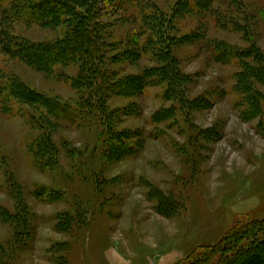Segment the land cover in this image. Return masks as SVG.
<instances>
[{
	"label": "rangeland",
	"instance_id": "obj_1",
	"mask_svg": "<svg viewBox=\"0 0 264 264\" xmlns=\"http://www.w3.org/2000/svg\"><path fill=\"white\" fill-rule=\"evenodd\" d=\"M151 1L165 17L188 12L175 15V74L166 76L173 82L134 97L110 94L107 131L93 90L74 84L78 59L49 70L0 48L5 264H189L194 252L223 243L232 230L264 221V0ZM11 2L3 1L0 23L11 38L35 45L63 39L89 9L33 24L5 16ZM99 7L114 80L132 82L156 68L152 44L145 45L155 42L151 31L122 21L104 1ZM132 37L146 47L139 58L127 55ZM213 42L245 51L247 59L219 63ZM244 62L252 65L248 78ZM53 103L69 108L67 121L50 110ZM163 110L169 118L154 123ZM109 132L120 136L115 157ZM43 138L51 150L41 148ZM35 188L60 199L38 201Z\"/></svg>",
	"mask_w": 264,
	"mask_h": 264
},
{
	"label": "trees",
	"instance_id": "obj_2",
	"mask_svg": "<svg viewBox=\"0 0 264 264\" xmlns=\"http://www.w3.org/2000/svg\"><path fill=\"white\" fill-rule=\"evenodd\" d=\"M3 1L0 0L1 8ZM103 1L104 3L106 2L111 13L115 15L122 13L120 14L122 15V21L128 20L133 25L140 24L146 27L145 31H151L154 35L155 42L151 41L149 43V40H147L145 45L150 46L152 44L149 50H151L153 56L150 59L155 63L156 68L142 71L135 81L131 82L125 79V81L121 82L114 80L115 72L111 69L113 57L107 55L109 53L107 43L101 39L102 32L105 29L104 19H107L105 10L104 14H102L103 8L99 7L103 5ZM205 2L204 0L203 4ZM83 5L89 8H87V13L84 11L77 14L72 27L64 34V38L59 41L36 45L27 40L20 41L19 39L11 38L4 23H0V48L7 55L23 60L30 65L38 66L39 68L44 67L49 70L55 65H67L78 59L77 63H79L81 70L74 84L77 87L84 84L89 87V91L93 90V95L97 98V112L100 113L101 118L105 121L103 126H105L104 131H107L106 126L109 128V120H111L112 114L109 116L108 113H105L104 107L105 101L110 94L115 93L117 90L118 94L128 92L126 95L131 94L134 97L142 95L145 90L153 88L157 84H159V87L161 84L164 85V83L171 85L173 82L172 77L168 79L166 76L175 74L174 60L169 57L170 54L173 55L174 44L176 43L177 45L178 43L175 37V15L188 12L184 8L180 10L183 12H173L171 17H165L151 0L148 2L146 0H12L10 8L8 7L4 14L8 19H12L14 14L15 16H20L22 20H30V23L33 24L40 21L44 23L45 21L52 22L55 20L54 17H49L51 15L59 17L65 13H70L73 8H82ZM230 24L234 26L236 24L235 20H230ZM136 35L138 39L141 37V34ZM210 46H212L214 52L213 57L219 63H231V61L235 62L239 59L245 61L248 56L245 51L232 49L223 44L217 45L213 42ZM127 47V55L129 57L135 56L136 58H139L140 54L142 55V50L146 48L143 46L139 49L137 40L133 37L127 39ZM251 61H254L252 65H255V68L262 70V63L257 57L252 58ZM252 65L249 66L245 62L242 64L241 67L243 69L246 68L243 77L248 78L250 76V70H247ZM257 71L252 73L255 75ZM165 91L168 92L167 89ZM44 107L48 108V106ZM53 108L50 109L52 112L58 113L61 119L67 121L66 118L71 114L67 106L59 107L53 103ZM168 114L167 110H163L154 115L152 121L154 123L158 122L159 117L168 119ZM119 137L117 132H109L111 156L115 157L117 156L116 154L120 153V149H117L121 144ZM47 139L43 138L39 141H41V148L44 147L49 151L51 150V144L46 143ZM102 141L103 138L99 137L96 144L97 148L102 147ZM33 195L36 200L42 202L49 201L47 197L52 200L59 197L56 199L59 200L61 196L59 192L50 190L47 191L46 195L43 189L39 188H35ZM23 210H26V208L23 207ZM0 218L8 219L9 215L3 216L0 214ZM2 254L3 250L0 247V264H5V261L2 260ZM189 264H264V221L251 223L248 227L232 230L223 243L211 249L194 252L190 257Z\"/></svg>",
	"mask_w": 264,
	"mask_h": 264
}]
</instances>
